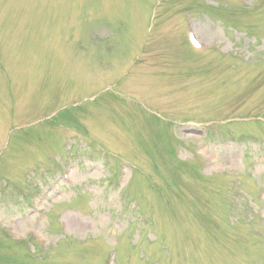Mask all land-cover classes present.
Returning a JSON list of instances; mask_svg holds the SVG:
<instances>
[{
	"label": "rangeland",
	"instance_id": "rangeland-1",
	"mask_svg": "<svg viewBox=\"0 0 264 264\" xmlns=\"http://www.w3.org/2000/svg\"><path fill=\"white\" fill-rule=\"evenodd\" d=\"M0 264H264V0H0Z\"/></svg>",
	"mask_w": 264,
	"mask_h": 264
}]
</instances>
